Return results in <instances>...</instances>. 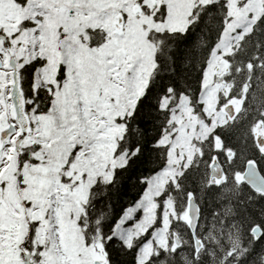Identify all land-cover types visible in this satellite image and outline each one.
I'll use <instances>...</instances> for the list:
<instances>
[{"label": "snow or ice", "instance_id": "1", "mask_svg": "<svg viewBox=\"0 0 264 264\" xmlns=\"http://www.w3.org/2000/svg\"><path fill=\"white\" fill-rule=\"evenodd\" d=\"M0 264H264V0H0Z\"/></svg>", "mask_w": 264, "mask_h": 264}]
</instances>
